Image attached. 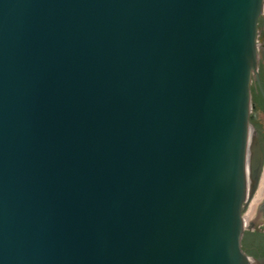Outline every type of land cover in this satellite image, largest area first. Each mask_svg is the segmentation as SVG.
I'll return each mask as SVG.
<instances>
[{
	"label": "water",
	"instance_id": "obj_1",
	"mask_svg": "<svg viewBox=\"0 0 264 264\" xmlns=\"http://www.w3.org/2000/svg\"><path fill=\"white\" fill-rule=\"evenodd\" d=\"M263 9L0 0V264H264L242 248Z\"/></svg>",
	"mask_w": 264,
	"mask_h": 264
},
{
	"label": "flooded vegetation",
	"instance_id": "obj_2",
	"mask_svg": "<svg viewBox=\"0 0 264 264\" xmlns=\"http://www.w3.org/2000/svg\"><path fill=\"white\" fill-rule=\"evenodd\" d=\"M257 54V70L253 73L250 84L251 109L249 119L251 134L249 156L251 159L252 148L258 142L263 154V163L261 174L254 188V180L251 171L249 172L248 196L243 207V220L247 221L242 236V248L254 260L264 259V9L258 19Z\"/></svg>",
	"mask_w": 264,
	"mask_h": 264
},
{
	"label": "bare ground",
	"instance_id": "obj_3",
	"mask_svg": "<svg viewBox=\"0 0 264 264\" xmlns=\"http://www.w3.org/2000/svg\"><path fill=\"white\" fill-rule=\"evenodd\" d=\"M263 180H264V178H263ZM264 182V181H263ZM263 182H262V184H263ZM263 186H264V184H263ZM263 186H262V188H263ZM262 190V189H261ZM260 191V190H259ZM259 191H258V193H259ZM260 195H261V193H259ZM260 198V197H259ZM258 199V198H257ZM246 221L247 220H243V222H244V226L246 225Z\"/></svg>",
	"mask_w": 264,
	"mask_h": 264
}]
</instances>
